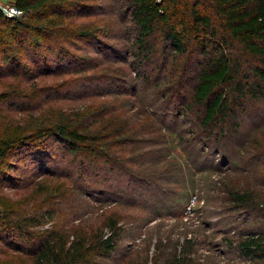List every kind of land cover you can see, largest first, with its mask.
I'll return each mask as SVG.
<instances>
[{
	"label": "trees",
	"instance_id": "trees-1",
	"mask_svg": "<svg viewBox=\"0 0 264 264\" xmlns=\"http://www.w3.org/2000/svg\"><path fill=\"white\" fill-rule=\"evenodd\" d=\"M7 1L23 10L24 15L6 18L0 12V77L28 70L16 52L27 43L32 62L45 67V71L50 64H55L48 59L53 55L58 67L67 62H82L78 56L84 61L93 60L88 50L77 47L82 42L98 46L107 61L113 57L117 62L126 61L123 55H118L117 49L99 38V29H92L87 22L77 25L72 22L71 18L79 17L82 12L94 13V4L84 0ZM119 9L121 16L128 17L133 25L134 69L138 70L139 65L160 52L163 55L168 52L172 61L177 58L178 69L173 67V70L180 79L191 65L198 69L190 100L182 109L196 108L198 132H206L200 140L211 137L216 129V138L222 136L227 121H234L237 129L236 114L242 115L247 102L263 100L264 0H122ZM67 17L69 22L64 21ZM64 35L72 39L67 45L61 42ZM43 47H47V52H42ZM229 47L236 54H231ZM196 55H201L202 59L194 62L192 59ZM85 64L88 63L83 62ZM241 69H245L243 75ZM98 71L73 79L93 80ZM173 77L176 78L172 75L170 79ZM8 91L0 92L1 104L25 98L17 90ZM162 110L168 109L164 106ZM96 112L95 109L80 111L78 108L71 116L26 131L2 129L0 185L15 184L17 177L12 171L19 167L18 163H24V158L20 157L30 158L38 171L33 178L15 186L27 189L30 186L26 198L0 199V264H104V260L110 259L116 251L124 232L122 217L106 209L91 223L71 203L75 197L92 198L90 187L105 184L107 176L115 172L128 181L127 193L131 183L140 182L155 190L158 187L161 195L175 200L178 206L186 199L160 186L171 180L183 183L179 163L165 156L156 162L145 157L151 150L140 152L141 147L135 139L137 128L132 126L129 117L120 119L106 113L99 118ZM90 117L94 121H89ZM165 119H157V128H166ZM101 121L99 127L94 125ZM172 140L170 132L159 144L165 145ZM127 145L133 148L130 156L125 157L118 148ZM59 149L63 154H59ZM55 156L64 163L62 169L56 168V174L52 170ZM125 161L132 164L154 162L157 166L132 170ZM66 181L68 184L64 185ZM184 183L189 187L187 180ZM224 193L235 209L255 214L264 223V190L255 192L227 186ZM70 198L73 201L67 203ZM60 204L65 205L66 213L58 212ZM197 243L195 238L185 237L182 241L177 239L167 249L168 244L160 236L152 255L149 254V241L145 248L142 244L140 251L143 253L139 254V259L128 260L125 264H219L210 257L200 260ZM228 245L235 247L246 264H264V231H250L234 240L229 238Z\"/></svg>",
	"mask_w": 264,
	"mask_h": 264
},
{
	"label": "rangeland",
	"instance_id": "rangeland-1",
	"mask_svg": "<svg viewBox=\"0 0 264 264\" xmlns=\"http://www.w3.org/2000/svg\"><path fill=\"white\" fill-rule=\"evenodd\" d=\"M83 2L94 4V13L82 12L79 17L71 18L72 22L76 25L87 22L92 29H99V38L117 49L118 55H123L126 61L117 62L114 57L107 61L98 46L82 42L77 47L88 50L93 60L84 61L78 56L82 62H67L58 67L53 55L48 59L51 58L49 62L55 64H50L45 71V67L32 62L31 55L27 53L30 44L21 46L16 52L28 70L16 72L14 76H1L0 92L17 90L25 98L12 103L9 101L8 105L1 104L0 100V133L4 127L12 131H26L40 124L47 125L71 116L78 108L80 111L95 109L98 117L106 113L117 115L120 119L129 117L132 126L137 128L135 139L141 147L140 152L151 150L145 157L156 162L159 157L162 159L165 156V159H173L181 165L183 183L171 180L169 184L162 183L160 186L182 194L186 199L178 206L175 200L161 195L158 187L155 190L140 182L131 183L127 193L125 186L128 181L124 175L116 172L107 176L105 184L98 183L90 187L92 198L86 200L85 197H75L74 201L70 198L67 203L73 201L72 207L80 209L83 217L89 218L91 223L106 209L122 217L124 232L116 251L110 259L104 260V264H125L128 260L139 259V254L143 253L140 251L142 244L145 248L149 241V254L152 255L154 244L160 236L168 244L167 249L177 239L195 238L200 260L210 257L219 264H246L235 247L228 245L229 238L234 240L250 231H264V223L255 214L235 209L224 191L227 186L255 192L264 190V98L247 102L242 115L236 114L237 129L234 121H227L222 136L216 138V129L211 137L200 140L206 132H198L199 116L196 108L182 109L189 102L196 83V66L191 65L188 73L180 79L176 70H173V67H178L177 58L174 57L172 61L168 52L164 55L160 52L139 65L138 70L134 69V29L128 17L121 16L119 12L122 0ZM64 21L69 22L70 18ZM71 41L65 35L61 38L65 44ZM43 48L42 52H47V47ZM228 50L236 54L232 47ZM76 54L81 55L80 51H76ZM201 59V55H196L192 60ZM83 62L88 64L83 65ZM96 71L97 76L93 80H87V77L73 79ZM241 72L243 75L245 69H241ZM172 75L176 78L170 79ZM164 106L167 111L162 110ZM161 117L166 118L164 130L157 128V119ZM89 121H94V118L90 117ZM103 121L94 125L99 127ZM170 132L173 140L165 145L159 144V141L165 140V136L169 137ZM131 148L132 145L120 146L118 150H122V155L126 157L130 156ZM58 151L63 154L62 149ZM20 158H24V163H18L19 167L12 171L17 177L15 184L0 185V199L22 200L31 190L30 186L28 189L24 186L15 187L33 178L38 171L30 158ZM54 158L52 170L56 174L57 169L64 167V163L60 158ZM124 163L132 170L153 169L157 166L154 162ZM186 180L189 187L184 183ZM190 182H193V186ZM67 184V181L64 182V185ZM120 192L123 193L122 197ZM58 208L59 213H66L64 204Z\"/></svg>",
	"mask_w": 264,
	"mask_h": 264
},
{
	"label": "built area",
	"instance_id": "built-area-1",
	"mask_svg": "<svg viewBox=\"0 0 264 264\" xmlns=\"http://www.w3.org/2000/svg\"><path fill=\"white\" fill-rule=\"evenodd\" d=\"M0 12L6 18H20L24 15V11L17 8L12 2L0 0Z\"/></svg>",
	"mask_w": 264,
	"mask_h": 264
}]
</instances>
